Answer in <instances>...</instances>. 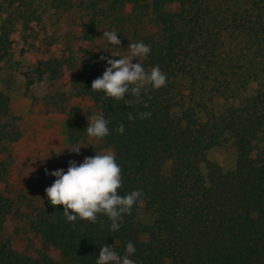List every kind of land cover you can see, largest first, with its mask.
Wrapping results in <instances>:
<instances>
[{
	"label": "trees",
	"instance_id": "obj_1",
	"mask_svg": "<svg viewBox=\"0 0 264 264\" xmlns=\"http://www.w3.org/2000/svg\"><path fill=\"white\" fill-rule=\"evenodd\" d=\"M105 30L117 32L120 47L104 40ZM138 40L151 50L140 63L158 65L165 85L126 94L131 105L91 89L101 57L118 59L112 54ZM18 45L31 64L15 58ZM18 76L25 94L55 89L45 98L51 111L88 99L109 134L90 139L86 120H73L68 137L83 144L79 162L111 151L118 192H142L113 232L105 215L69 222L63 205L46 198L29 228L58 257L21 251L6 234L16 204L10 145L22 137L12 110ZM66 77L70 93L56 89ZM218 153L233 155L231 167ZM129 241L137 264H264V0H0V264H95L100 246L123 254Z\"/></svg>",
	"mask_w": 264,
	"mask_h": 264
},
{
	"label": "clouds",
	"instance_id": "obj_2",
	"mask_svg": "<svg viewBox=\"0 0 264 264\" xmlns=\"http://www.w3.org/2000/svg\"><path fill=\"white\" fill-rule=\"evenodd\" d=\"M102 35L109 45L120 47V40L115 30H105ZM150 51L147 44L138 40L128 43L125 54H112L118 56V59L102 56L101 59L105 60V68L100 76L92 80L91 89L102 91L106 97L123 100L125 105H131L134 101L125 99L126 94L139 98L142 90L147 91L149 86L152 89L164 86L166 74L158 65L146 70L140 63ZM133 60L136 62L133 63ZM150 115L151 113L147 111L138 114L141 118ZM127 118L129 120L134 118L131 112L128 113ZM108 123L109 121L102 115L93 116L84 129L87 137L97 140L104 138L109 134ZM123 130V124L116 128L117 132ZM79 145L81 144L74 143L67 148L78 154ZM44 174H50L55 178L44 189L48 203L63 205L64 217L69 222L82 219L96 223L98 215L103 214L110 221L109 231H117L123 216L131 211L134 203H140L141 190L135 189L124 195L118 192L122 182L121 168L111 151L85 156L79 163L70 160L66 170L57 168L50 173L46 170ZM135 251L131 241L125 244L123 254L115 251L112 245L104 244L99 248L95 264H137L131 258Z\"/></svg>",
	"mask_w": 264,
	"mask_h": 264
},
{
	"label": "rangeland",
	"instance_id": "obj_3",
	"mask_svg": "<svg viewBox=\"0 0 264 264\" xmlns=\"http://www.w3.org/2000/svg\"><path fill=\"white\" fill-rule=\"evenodd\" d=\"M20 50L21 46L18 45L15 58L31 64L34 58L29 55L19 56ZM16 81L12 93V110L21 119L22 137L10 145L14 166L8 190L15 196L16 204L6 234L21 251L31 253L36 249H43L58 257L30 230L29 222L42 210L43 202L47 198L44 189L55 179L50 174L45 175V171L50 173L57 168L66 170L68 161H80L83 144L79 145L78 154L67 148L73 145L68 137L69 125L78 117H83L88 123L95 116V108L86 98L72 97L65 112L51 111L45 98L54 94L55 89L42 84L33 87L31 93L25 94L24 84L19 76ZM56 89L70 93L68 78L59 81ZM215 159L227 167H231L234 162L230 153H218ZM138 218L140 221H148L144 211L139 212Z\"/></svg>",
	"mask_w": 264,
	"mask_h": 264
}]
</instances>
